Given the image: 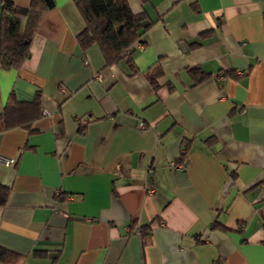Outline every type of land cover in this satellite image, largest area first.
Segmentation results:
<instances>
[{"label":"crops","instance_id":"obj_1","mask_svg":"<svg viewBox=\"0 0 264 264\" xmlns=\"http://www.w3.org/2000/svg\"><path fill=\"white\" fill-rule=\"evenodd\" d=\"M127 1L152 24L132 66L83 51L56 0L0 69V114L12 92L44 107L0 133V248L19 257L0 264H264V0Z\"/></svg>","mask_w":264,"mask_h":264},{"label":"trees","instance_id":"obj_2","mask_svg":"<svg viewBox=\"0 0 264 264\" xmlns=\"http://www.w3.org/2000/svg\"><path fill=\"white\" fill-rule=\"evenodd\" d=\"M86 23L78 35L83 51L97 45L107 67L126 59L132 66L136 45L151 27L146 16L132 12L127 0H73ZM145 3L151 0H142ZM0 69L19 71L31 54V44L43 15L56 6V0H31L22 7L12 0H0ZM158 70L151 74V83L157 87ZM44 115L42 94L37 92L32 101H20L14 92L9 96L0 114V133L24 129L34 133L33 126ZM8 190L0 187V204L6 201ZM6 194V195H5ZM141 235L149 234L151 226L139 229ZM19 257L0 248V261L15 263Z\"/></svg>","mask_w":264,"mask_h":264},{"label":"built area","instance_id":"obj_3","mask_svg":"<svg viewBox=\"0 0 264 264\" xmlns=\"http://www.w3.org/2000/svg\"><path fill=\"white\" fill-rule=\"evenodd\" d=\"M110 76L114 77L113 74H110ZM97 78L99 80H102V79H106V75H103V74H99L97 75ZM141 128H144L143 126ZM13 160H10V159H5L3 157H0V163L2 164H5V165H9L10 163H12ZM182 166L179 165L178 168H181ZM138 233L140 234V230L138 231Z\"/></svg>","mask_w":264,"mask_h":264}]
</instances>
